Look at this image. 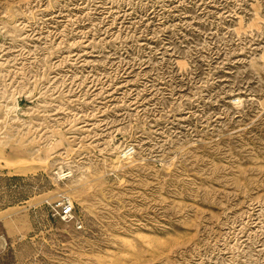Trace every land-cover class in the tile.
I'll return each mask as SVG.
<instances>
[{
	"label": "rangeland",
	"instance_id": "rangeland-1",
	"mask_svg": "<svg viewBox=\"0 0 264 264\" xmlns=\"http://www.w3.org/2000/svg\"><path fill=\"white\" fill-rule=\"evenodd\" d=\"M0 264H264V0H0Z\"/></svg>",
	"mask_w": 264,
	"mask_h": 264
},
{
	"label": "built area",
	"instance_id": "built-area-1",
	"mask_svg": "<svg viewBox=\"0 0 264 264\" xmlns=\"http://www.w3.org/2000/svg\"><path fill=\"white\" fill-rule=\"evenodd\" d=\"M74 207L72 203H63L61 206V217L63 219H69L73 216Z\"/></svg>",
	"mask_w": 264,
	"mask_h": 264
},
{
	"label": "bare ground",
	"instance_id": "bare-ground-1",
	"mask_svg": "<svg viewBox=\"0 0 264 264\" xmlns=\"http://www.w3.org/2000/svg\"><path fill=\"white\" fill-rule=\"evenodd\" d=\"M61 174V173H60Z\"/></svg>",
	"mask_w": 264,
	"mask_h": 264
}]
</instances>
